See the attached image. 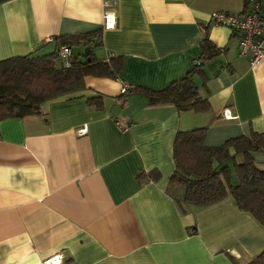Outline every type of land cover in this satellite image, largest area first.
Listing matches in <instances>:
<instances>
[{
	"label": "crops",
	"instance_id": "1",
	"mask_svg": "<svg viewBox=\"0 0 264 264\" xmlns=\"http://www.w3.org/2000/svg\"><path fill=\"white\" fill-rule=\"evenodd\" d=\"M214 10L244 13L243 0H0V60L97 31L94 56L124 61L114 79L87 76L40 113L0 121V264H245L264 249V227L230 197L181 211L170 182L177 131L204 126L208 146L264 132V60L239 56L238 34L209 22ZM204 35L222 50L194 77L208 111L117 98L123 84L182 78Z\"/></svg>",
	"mask_w": 264,
	"mask_h": 264
},
{
	"label": "trees",
	"instance_id": "2",
	"mask_svg": "<svg viewBox=\"0 0 264 264\" xmlns=\"http://www.w3.org/2000/svg\"><path fill=\"white\" fill-rule=\"evenodd\" d=\"M259 1L264 5V0ZM251 2L243 0L244 12ZM53 41L54 50L49 53L0 60V121L38 114L45 101L86 89L87 76L114 79L123 68L121 57L94 56V48L100 47L97 31L56 37ZM62 46L70 50L75 46L87 48L88 54L71 52L64 61L59 56ZM221 51L204 35L199 58L182 78L160 89L129 85L117 98L140 95L150 106L170 104L178 111H208V100L199 95L194 77H204L205 61ZM87 102L97 108L103 103L100 96H90ZM205 134L204 126L175 134L170 182L183 188L181 199H176L178 207L185 211L187 206H209L230 197L239 210L264 227V166L252 156L254 152L264 153V132L231 137L218 146H208ZM245 264H264V249Z\"/></svg>",
	"mask_w": 264,
	"mask_h": 264
},
{
	"label": "built area",
	"instance_id": "3",
	"mask_svg": "<svg viewBox=\"0 0 264 264\" xmlns=\"http://www.w3.org/2000/svg\"><path fill=\"white\" fill-rule=\"evenodd\" d=\"M208 20L214 25L228 27L238 34V54L245 56L249 62L257 64L264 60V5L259 0H252L248 10L241 14H235L227 11L214 10L208 14ZM54 38L47 37L46 42H53ZM71 50L67 46L59 49V56L66 61L70 56ZM123 84L120 93L127 88ZM119 129L125 130L128 125L125 121H116ZM84 129L78 130L83 133ZM61 256H53L44 261V264H60Z\"/></svg>",
	"mask_w": 264,
	"mask_h": 264
},
{
	"label": "rangeland",
	"instance_id": "4",
	"mask_svg": "<svg viewBox=\"0 0 264 264\" xmlns=\"http://www.w3.org/2000/svg\"><path fill=\"white\" fill-rule=\"evenodd\" d=\"M84 52V48L82 49L81 47H73L72 48V52H73V54L74 55H78V54H80L81 52ZM96 52V51H95ZM95 54H97V53H95ZM240 159V158H239Z\"/></svg>",
	"mask_w": 264,
	"mask_h": 264
},
{
	"label": "water",
	"instance_id": "5",
	"mask_svg": "<svg viewBox=\"0 0 264 264\" xmlns=\"http://www.w3.org/2000/svg\"><path fill=\"white\" fill-rule=\"evenodd\" d=\"M84 52H85V54H88V50H87V48L84 49Z\"/></svg>",
	"mask_w": 264,
	"mask_h": 264
}]
</instances>
